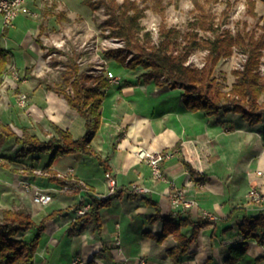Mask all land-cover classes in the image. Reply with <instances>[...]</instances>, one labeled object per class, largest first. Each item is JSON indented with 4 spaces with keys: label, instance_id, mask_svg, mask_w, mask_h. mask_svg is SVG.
<instances>
[{
    "label": "crops",
    "instance_id": "crops-1",
    "mask_svg": "<svg viewBox=\"0 0 264 264\" xmlns=\"http://www.w3.org/2000/svg\"><path fill=\"white\" fill-rule=\"evenodd\" d=\"M27 5L33 15L19 14L7 27L2 26L0 18V48L10 55L0 75V121L18 135L26 127L40 138H48L52 134L50 124L55 123L74 138L80 137L85 130L83 118L62 94L38 81L45 53L41 39L44 25L52 29L53 16L59 25H69L80 17L73 24L82 22L90 28V12L82 13V0H27ZM59 11L64 12L66 21L56 18ZM112 74L108 75L110 87L102 100L100 125L91 145L106 160L120 194L100 210V235L93 231L92 224L79 234L68 235L66 229L77 215L74 211L46 221L38 239L35 264H70L75 256L81 257L82 264H172L166 251L174 244L173 237L169 235L160 242L153 237L162 230L161 219L150 221L156 211L174 214L176 220H211L200 229L198 240L179 264H204L208 258L212 264H224L230 248L243 241L238 229L243 217L264 214V117L250 124L237 112L208 115L203 110H190L182 102L180 87L159 86L134 70L126 76ZM22 93L26 95L24 106L18 104ZM19 146L13 140L0 145V209L26 206L39 223L53 210L81 199L88 205L83 191L72 196L55 194L45 205L33 202L25 193L27 185L31 191L76 188L50 181V174H23L21 165L43 168L49 155H40L38 162L30 157L23 159L16 155ZM141 151L166 153L160 162V178L152 175ZM83 155L57 156L48 170L78 179L99 197L110 195L103 166L98 162L96 178L85 166ZM68 168H72L70 173L66 172ZM135 185L144 191L132 190ZM251 189L261 193V202L252 199ZM190 228L182 227V231L188 234ZM34 232L30 228L22 237L28 239ZM236 264H264V242L249 238L246 253Z\"/></svg>",
    "mask_w": 264,
    "mask_h": 264
},
{
    "label": "trees",
    "instance_id": "trees-1",
    "mask_svg": "<svg viewBox=\"0 0 264 264\" xmlns=\"http://www.w3.org/2000/svg\"><path fill=\"white\" fill-rule=\"evenodd\" d=\"M217 1V0H216ZM257 0H245L247 13L257 17L255 11ZM159 11L164 10L161 0H155ZM90 10L103 7L106 18L103 26L108 29L107 36L122 40L126 48L113 49L106 52L108 58H114L129 69L142 66L144 71L141 77L144 80L154 79L162 87H180L182 89V102L190 110H203L206 114H218L221 111L237 112L250 124L261 121L264 117V74H260V57L264 49V26L262 32L255 30H237L234 33L229 29L217 32V28L210 14L198 0H194L198 14L194 25L206 32H216L214 38L201 37L197 33H182L174 27L161 24L157 42H153L150 30L141 24L143 8L137 0H82ZM229 4V0L227 2ZM59 21L66 20L63 11L56 14ZM237 48L245 54L242 69L233 71L235 80L229 89L214 76V68L218 61L228 57ZM126 49L133 50L136 56L131 62H125L122 58ZM206 50L202 67H194L186 64L189 55L194 50ZM10 55L0 48V75L9 63ZM70 62L63 74V82L57 87L47 85L48 88L62 94L68 104L76 109L84 120V133L74 138L70 131L61 128L55 123L50 124L52 134L48 138H40L22 127L21 135H18L8 124L0 121V145L8 140H13L20 146L16 151L17 157L30 159L36 162L42 154L49 155V162L42 169H48L53 158L67 153H82L97 159L106 172L109 166L105 159L97 153L91 145V140L96 133L101 120L102 100L106 90L110 87V78L102 71L92 77L84 71H79L75 60ZM68 87L70 90H68ZM191 172L194 169L185 162ZM6 167H8L6 165ZM30 167H33L30 165ZM12 171H17L12 169ZM52 182L61 186L76 187L78 193L84 192L88 205L83 214H78L66 229L68 235L81 233L88 224H92L93 231L100 235L102 231L100 210L111 204L114 197L120 194L114 191L106 197L94 194L91 186L82 183L76 178L58 177L55 174L48 176ZM156 205V202H152ZM84 199L78 201L73 207L53 210L45 215L39 223L32 217L27 207L17 209L2 208L0 217V264H35V251L40 234L45 229L47 220L55 216H65L70 211L77 212L85 206ZM161 219L162 230L159 235H153L157 242L171 235L174 244L167 249L172 264H179L190 245L198 240L200 229L211 223L206 217L192 221L189 217L175 219L174 214L161 215L156 211L150 221ZM190 225V232L182 231V227ZM30 228H34L33 236L26 239L17 238V234H23ZM243 234L240 245L231 247L224 264H236L244 256L247 249V240L255 238L258 242H264V214L244 216L238 225ZM204 264H212L210 258Z\"/></svg>",
    "mask_w": 264,
    "mask_h": 264
},
{
    "label": "rangeland",
    "instance_id": "rangeland-1",
    "mask_svg": "<svg viewBox=\"0 0 264 264\" xmlns=\"http://www.w3.org/2000/svg\"><path fill=\"white\" fill-rule=\"evenodd\" d=\"M137 1L143 8L141 24L145 27V29L150 30L152 40L155 43L157 42L161 24H165L168 27H174L182 33L196 32L197 35L201 37L214 38L216 34V32L213 33L200 30L194 25L195 18L198 14V10L196 8L197 6L194 4V0H161V4L164 8L162 12L159 11L160 7L156 5L155 0ZM259 1L260 9L256 10L255 7L257 17H253L247 13L245 0H229V4H227L228 0H198V2L204 6L206 13L208 12L210 14L214 26L217 28V32L229 29L233 33L237 30L249 29L255 30L256 33L263 31L261 26H264V0ZM83 7V14L90 12V24L92 25L90 28L85 26L82 22L80 24H73L78 23L81 19L80 17L75 18V22L71 20L69 25L66 23H60L59 25V22H57L53 16L52 29L47 28L46 25L43 26L42 35L44 36L41 40L44 42L45 53L44 61L41 65L42 72L40 73L38 81H43L47 85L57 87V85L63 82V74L67 70L68 63L70 62L69 58L76 61L79 71H84L92 77H95L102 71L107 76L113 75L112 73L120 76H126L129 74V71L133 70L143 72L144 68L140 65L132 70L119 63L116 59L108 58L106 56V52L109 50L124 49L126 48V45L118 38L107 36L108 29L103 26V21L106 18L103 7L96 10H90L87 5H83ZM206 54V50H194L189 55L186 64L200 68L204 64V57ZM135 56L136 53L133 50L128 51L126 49L122 58L125 62H131ZM243 56H245L244 53L237 48H234L233 53L230 56L220 59L216 64L214 68V76L219 79L224 86V89H229L232 82L235 80L233 71L242 69L241 64L244 62ZM107 67H109V70ZM259 71L260 74H264V49L260 57ZM68 90H70L69 87ZM83 156L86 162L85 166L94 173L96 178H98V161L90 156ZM38 161L39 159L37 162ZM34 168L38 167H30L27 164L19 167L23 174H34L36 176L47 177V175H43V173L40 175L34 173ZM44 171L48 172L50 175L55 174L58 176L56 172H50L48 169H44ZM58 177L67 176L61 175ZM33 191L34 190L31 191L30 187H25V193L31 195V200ZM46 192L51 195L52 199L55 197V194L59 193L67 196H72L74 193H78L76 189L73 191L66 189L60 192L48 190ZM76 203L74 202L65 208L73 207ZM28 209L30 210V208ZM76 214L78 215L77 212ZM16 236L19 238L22 237V234L18 233ZM74 259H76L79 264H82L80 256H75L73 260Z\"/></svg>",
    "mask_w": 264,
    "mask_h": 264
},
{
    "label": "built area",
    "instance_id": "built-area-1",
    "mask_svg": "<svg viewBox=\"0 0 264 264\" xmlns=\"http://www.w3.org/2000/svg\"><path fill=\"white\" fill-rule=\"evenodd\" d=\"M19 14H25V15H33L34 13L30 10V8L27 5V0H0V18L2 21V26L7 27L12 24L13 20L19 15ZM244 61H245V56ZM243 64V63H242ZM241 64V67H242ZM114 80V79H113ZM25 94H20L18 99V104L21 106L25 105ZM140 155L142 158H145L147 161V164L149 165L151 169V173L154 177L160 178L162 176V171L160 167V162L166 157V153L163 151H156V152H140ZM34 173L40 175L43 173V175H48V172L44 171V169L40 168H34ZM72 171V168H68L66 172L70 173ZM58 176H61V173H57ZM105 177L107 179V183L110 189V192L113 193L115 191L116 187V180L113 177V175L110 172L105 173ZM29 186H26L28 188ZM132 190L134 191H144L143 188L138 186H133ZM250 196L253 200L256 202H261L263 200V196L260 192H258L256 189H251ZM178 197L176 196L175 202L178 201ZM32 200L35 203L38 204H47L52 200L51 195L44 191L41 188H36L33 191ZM189 206V204H186ZM87 206H83L82 208L77 210L78 214H83L86 210ZM71 264H79V262L74 259L72 260Z\"/></svg>",
    "mask_w": 264,
    "mask_h": 264
}]
</instances>
